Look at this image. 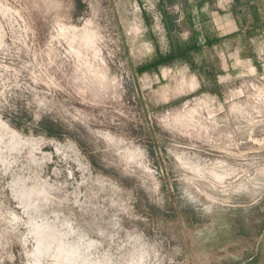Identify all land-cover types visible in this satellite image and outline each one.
<instances>
[{
	"label": "rangeland",
	"instance_id": "374dc122",
	"mask_svg": "<svg viewBox=\"0 0 264 264\" xmlns=\"http://www.w3.org/2000/svg\"><path fill=\"white\" fill-rule=\"evenodd\" d=\"M158 3L0 0V264H264V44L205 79Z\"/></svg>",
	"mask_w": 264,
	"mask_h": 264
},
{
	"label": "crops",
	"instance_id": "0c3cea01",
	"mask_svg": "<svg viewBox=\"0 0 264 264\" xmlns=\"http://www.w3.org/2000/svg\"><path fill=\"white\" fill-rule=\"evenodd\" d=\"M155 17V28L166 36L167 55L194 59L197 53V61L187 63L202 67L205 79L210 75L207 51L219 60L233 57L249 65L246 52L264 44V0H159ZM177 42L184 43L182 51ZM223 65L224 59L221 71Z\"/></svg>",
	"mask_w": 264,
	"mask_h": 264
}]
</instances>
